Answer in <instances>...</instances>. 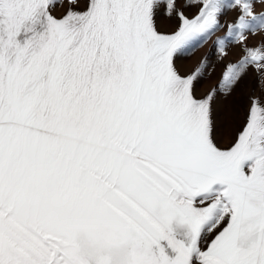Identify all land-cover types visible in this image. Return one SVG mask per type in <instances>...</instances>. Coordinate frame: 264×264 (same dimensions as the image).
<instances>
[{"label":"snow or ice","instance_id":"1","mask_svg":"<svg viewBox=\"0 0 264 264\" xmlns=\"http://www.w3.org/2000/svg\"><path fill=\"white\" fill-rule=\"evenodd\" d=\"M0 264H264V0H0Z\"/></svg>","mask_w":264,"mask_h":264},{"label":"rangeland","instance_id":"2","mask_svg":"<svg viewBox=\"0 0 264 264\" xmlns=\"http://www.w3.org/2000/svg\"><path fill=\"white\" fill-rule=\"evenodd\" d=\"M227 18L228 19H231V14H229V16ZM208 47L209 46L206 45L203 48L197 49L195 51V54L193 56H190L188 59L182 61V63L186 64L188 66V68L193 67L194 64H195V62L208 51ZM212 59L215 60V56H213ZM216 75L217 74H214L212 78L206 79L204 82H202V84L200 85V87L203 90H207L211 86V84L215 81Z\"/></svg>","mask_w":264,"mask_h":264}]
</instances>
